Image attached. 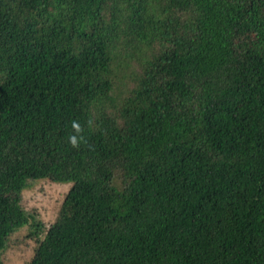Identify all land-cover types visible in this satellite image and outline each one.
Instances as JSON below:
<instances>
[{
	"label": "trees",
	"instance_id": "1",
	"mask_svg": "<svg viewBox=\"0 0 264 264\" xmlns=\"http://www.w3.org/2000/svg\"><path fill=\"white\" fill-rule=\"evenodd\" d=\"M31 221L29 264H264V0H0V250Z\"/></svg>",
	"mask_w": 264,
	"mask_h": 264
},
{
	"label": "rangeland",
	"instance_id": "2",
	"mask_svg": "<svg viewBox=\"0 0 264 264\" xmlns=\"http://www.w3.org/2000/svg\"><path fill=\"white\" fill-rule=\"evenodd\" d=\"M118 98L124 96V91L118 89ZM72 182L60 183L48 178L32 179L23 190L22 206L37 221L42 228L53 223L61 208L65 195ZM29 225L13 232L7 242V247L0 250V264H29L34 256L37 245L36 238L30 234L33 227Z\"/></svg>",
	"mask_w": 264,
	"mask_h": 264
},
{
	"label": "clouds",
	"instance_id": "3",
	"mask_svg": "<svg viewBox=\"0 0 264 264\" xmlns=\"http://www.w3.org/2000/svg\"><path fill=\"white\" fill-rule=\"evenodd\" d=\"M73 128L76 130L77 133H79L81 131V127L80 125L77 123V122H73ZM82 139V137H81ZM70 142L73 146H78V139H77V136L73 135L70 137Z\"/></svg>",
	"mask_w": 264,
	"mask_h": 264
}]
</instances>
